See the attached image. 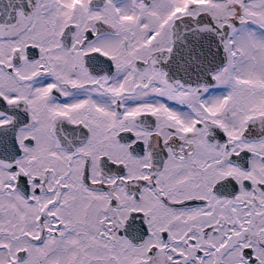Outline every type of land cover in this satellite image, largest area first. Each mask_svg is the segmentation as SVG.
Here are the masks:
<instances>
[{"label": "snow or ice", "instance_id": "6c2138e0", "mask_svg": "<svg viewBox=\"0 0 264 264\" xmlns=\"http://www.w3.org/2000/svg\"><path fill=\"white\" fill-rule=\"evenodd\" d=\"M0 264H264V0H0Z\"/></svg>", "mask_w": 264, "mask_h": 264}]
</instances>
